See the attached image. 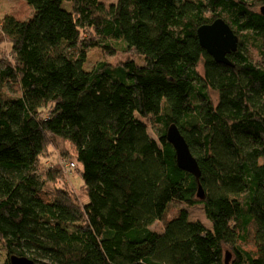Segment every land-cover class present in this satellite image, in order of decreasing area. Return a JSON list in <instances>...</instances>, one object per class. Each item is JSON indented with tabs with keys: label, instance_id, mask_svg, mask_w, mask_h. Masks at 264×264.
<instances>
[{
	"label": "trees",
	"instance_id": "16d2710c",
	"mask_svg": "<svg viewBox=\"0 0 264 264\" xmlns=\"http://www.w3.org/2000/svg\"><path fill=\"white\" fill-rule=\"evenodd\" d=\"M23 1L28 16L0 10L4 264H264V0ZM217 18L239 37L231 64L198 38ZM91 48L131 57L85 70ZM54 151L75 166H47ZM172 202L211 226L185 209L166 220Z\"/></svg>",
	"mask_w": 264,
	"mask_h": 264
},
{
	"label": "water",
	"instance_id": "95a60500",
	"mask_svg": "<svg viewBox=\"0 0 264 264\" xmlns=\"http://www.w3.org/2000/svg\"><path fill=\"white\" fill-rule=\"evenodd\" d=\"M264 14V6L261 7ZM198 38L204 49L212 55L217 62L231 64L228 54L235 51L239 44V37L232 27L223 19L217 18L212 23L203 24L197 30ZM1 109V101H0ZM167 138L175 148L178 165L195 175L199 179L201 169L197 158L191 151V148L176 124L170 125L167 131ZM198 196L204 198L205 194L201 185H199ZM230 254L226 255V263L229 264ZM11 264H36L35 260L27 256H10Z\"/></svg>",
	"mask_w": 264,
	"mask_h": 264
},
{
	"label": "rangeland",
	"instance_id": "374dc122",
	"mask_svg": "<svg viewBox=\"0 0 264 264\" xmlns=\"http://www.w3.org/2000/svg\"><path fill=\"white\" fill-rule=\"evenodd\" d=\"M103 1L115 2L116 0H103ZM0 10L2 14H4L5 12L14 11V10H16L20 15H24V16H28L31 13V8L23 0H0ZM4 47L10 48L9 45H5ZM130 57H131L130 54L122 52V51H118L115 56H108L104 53V51L101 48H91L87 53L86 60L83 64V67L85 70H91L93 67L96 66V64L99 61L105 60L112 64H118L122 61L127 60ZM134 59L136 60L138 64L143 63L142 57L134 56ZM54 152L52 153V156H51L53 158H49L48 160H46L47 166H51V164L53 163H58V161L62 159V158L59 159V156L56 158L54 156L56 155V152L55 153ZM53 159H55L56 161ZM68 176L69 178L67 182H69V184L74 188V190H76V192L79 193L78 195L81 197L80 199H82L83 197L84 200H88L89 199L88 196L82 193L80 190L81 178L76 174L75 171L68 174ZM173 203L174 202L170 203V208L165 215L166 220H170L173 216H175L179 209H185V210H188L189 212L190 220H200L204 222L206 225L211 226V221L207 217L205 209L201 205L199 207L197 206L196 208L186 203H180L178 205L175 204L176 206L173 207L172 206ZM153 227L159 229L160 224L155 223ZM6 257H7V252L4 249L2 243L0 242V264H4Z\"/></svg>",
	"mask_w": 264,
	"mask_h": 264
},
{
	"label": "built area",
	"instance_id": "2783aa9c",
	"mask_svg": "<svg viewBox=\"0 0 264 264\" xmlns=\"http://www.w3.org/2000/svg\"><path fill=\"white\" fill-rule=\"evenodd\" d=\"M59 163H60V165H62L63 167H65V168H67L68 170L69 169H71V168H73L74 166H75V163L74 162H72V161H70V160H68V159H61L60 161H59Z\"/></svg>",
	"mask_w": 264,
	"mask_h": 264
}]
</instances>
